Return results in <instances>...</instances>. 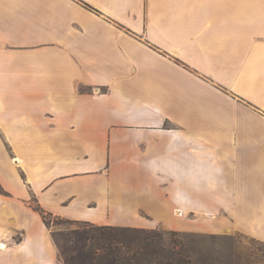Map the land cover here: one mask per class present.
<instances>
[{"label": "crops", "instance_id": "1", "mask_svg": "<svg viewBox=\"0 0 264 264\" xmlns=\"http://www.w3.org/2000/svg\"><path fill=\"white\" fill-rule=\"evenodd\" d=\"M35 203L264 242V0H0V264H64Z\"/></svg>", "mask_w": 264, "mask_h": 264}, {"label": "trees", "instance_id": "2", "mask_svg": "<svg viewBox=\"0 0 264 264\" xmlns=\"http://www.w3.org/2000/svg\"><path fill=\"white\" fill-rule=\"evenodd\" d=\"M33 207L51 230L64 264H234L231 257L223 260L218 249L204 245L209 238L218 242L214 233L100 225L55 215L38 203ZM53 221L73 226L53 229Z\"/></svg>", "mask_w": 264, "mask_h": 264}, {"label": "rangeland", "instance_id": "3", "mask_svg": "<svg viewBox=\"0 0 264 264\" xmlns=\"http://www.w3.org/2000/svg\"><path fill=\"white\" fill-rule=\"evenodd\" d=\"M192 219H197L199 216H191ZM217 216L209 217L212 220H216ZM73 224L69 222H52L53 229L68 230ZM164 230H170L165 228H158ZM173 230V229H172ZM181 231V230H178ZM188 233H214L219 235L217 243H212L211 239L205 240L206 247H214L218 249L221 254V259L231 257L234 264H264V242L255 239L244 232L234 231L228 228H224L221 232H207V231H181ZM223 253V254H222ZM230 254V255H229Z\"/></svg>", "mask_w": 264, "mask_h": 264}]
</instances>
